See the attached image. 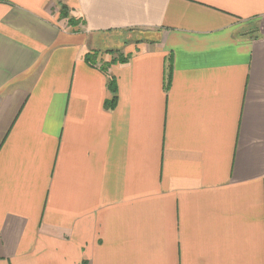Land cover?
<instances>
[{"label":"crops","instance_id":"crops-1","mask_svg":"<svg viewBox=\"0 0 264 264\" xmlns=\"http://www.w3.org/2000/svg\"><path fill=\"white\" fill-rule=\"evenodd\" d=\"M56 1L0 0V264H264V0Z\"/></svg>","mask_w":264,"mask_h":264},{"label":"rangeland","instance_id":"rangeland-1","mask_svg":"<svg viewBox=\"0 0 264 264\" xmlns=\"http://www.w3.org/2000/svg\"><path fill=\"white\" fill-rule=\"evenodd\" d=\"M56 5L61 12V7L59 5V0L56 1ZM65 12L70 15V11L68 8H65ZM61 17V15H60ZM74 18V17H73ZM75 24L72 26L73 29L77 27L80 28V24L82 21L79 18L73 19ZM134 33L136 35L141 34L139 31H132L131 33L127 32H109L103 35L100 38V44L94 49H91L89 53H91L94 60L99 62L101 65H106L111 62L114 58H125L128 57L126 51L121 46L125 42L132 41L134 38ZM130 34V35H128Z\"/></svg>","mask_w":264,"mask_h":264},{"label":"trees","instance_id":"trees-1","mask_svg":"<svg viewBox=\"0 0 264 264\" xmlns=\"http://www.w3.org/2000/svg\"><path fill=\"white\" fill-rule=\"evenodd\" d=\"M59 5L62 8L61 12H60L61 18L62 19H67L69 25L73 26L75 24V22L73 20L74 18L69 16L65 12V8H67V6L64 5L61 1H59ZM91 55H92L91 53H88L86 55V57H85V60H86L87 63H89L90 65L94 66L96 64V61L94 60V58ZM127 60H128V57H125V58H114L113 60H111V62L109 64L101 65V68H102V70L107 71L108 67L111 64H114L116 62H126ZM109 88L111 89V91L114 94H116V92H117V83H116V79L114 77H111L110 80H109ZM116 101H117V97L114 96L113 99L106 104V106L107 107H113L115 105Z\"/></svg>","mask_w":264,"mask_h":264}]
</instances>
